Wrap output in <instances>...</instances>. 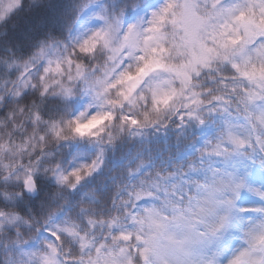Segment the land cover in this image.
<instances>
[{
	"label": "trees",
	"instance_id": "1",
	"mask_svg": "<svg viewBox=\"0 0 264 264\" xmlns=\"http://www.w3.org/2000/svg\"><path fill=\"white\" fill-rule=\"evenodd\" d=\"M157 1L0 0V264H47L50 256L57 264H145L149 215L164 221L165 235L205 192L218 197V178L264 176L263 145L253 141L249 154L231 157L227 142L237 126L256 128L264 111V31L196 64L178 16L186 7L191 26L215 25L223 0H166L156 17L149 11ZM90 23L99 39L83 38ZM137 24L159 40L138 42L133 58L113 57ZM112 72L119 82L104 85ZM133 74L139 81L126 85ZM169 78L157 95L156 85ZM94 104L114 109V117L81 137L74 117ZM29 178L36 197L24 191ZM146 196L155 203L133 215ZM215 234L218 242L221 231Z\"/></svg>",
	"mask_w": 264,
	"mask_h": 264
},
{
	"label": "rangeland",
	"instance_id": "2",
	"mask_svg": "<svg viewBox=\"0 0 264 264\" xmlns=\"http://www.w3.org/2000/svg\"><path fill=\"white\" fill-rule=\"evenodd\" d=\"M252 5L253 10L264 17V0H252ZM166 6V0H159L154 3L149 13L158 17L163 13ZM218 14L219 17L217 21L215 20V25L203 20L204 22L196 21L197 25L195 26L190 24L191 21L195 20L189 8L184 7L179 14L178 22L185 28L183 34V38H186L185 51L188 52L191 62L201 64L211 57L217 49L225 50L235 42H242L249 37H251L249 41H252L255 33L264 31V24H259L248 13L246 0L226 1L220 6ZM85 28L83 38L87 41L100 38L98 26L95 27L90 23V26L86 25ZM152 28L157 29L155 21ZM158 38L154 32L148 30L142 34L141 26L138 24L132 26L126 33L125 43L123 42L119 49L112 50L113 57L123 53L125 56L133 58L136 55L132 54L139 52L138 42L150 47L159 40ZM192 46H195V49ZM120 65L119 63L117 66ZM144 73L142 72L139 78ZM244 73L250 77L258 74L247 70ZM115 75L117 72L109 74L103 84L109 86L110 81L114 79L119 82L118 76L115 78ZM138 81L137 76L133 74L127 78L125 84L136 85ZM171 81L172 79L169 78L158 83L155 93L160 95L164 89L169 87ZM255 84L258 90L262 89L259 83L256 82ZM78 115L74 121L75 128L79 135L85 136L91 132L101 131L113 119L114 109L94 104ZM124 119L132 124L135 123V120L129 115H125ZM255 122L256 128L246 129V126H237L235 132L228 136L227 142L233 149L231 157L233 154H239L244 146L249 148L247 151L249 154L251 149L254 150L253 141L264 146V140L258 137L259 132L264 129V111L261 112ZM253 132L256 136L253 135ZM243 135L246 136V140L243 139ZM247 153L241 154V156L246 157ZM255 173L259 175L257 180L259 185L263 184L261 190L248 191L246 189L248 175L245 176L243 172L225 174L224 177L216 180L218 197H215L211 191L205 192L201 198L202 203L198 204L195 212L187 218L181 217L180 220L176 221V228L177 223L180 224L178 229H175V224L166 227L170 228V231L165 235H163L164 221L152 214L149 215L147 227L150 229V235L145 236L149 239V244L143 248V254L151 255L153 264H264V176L262 177L261 173ZM241 197H244L246 201L240 210L256 211L258 212L257 215L239 218L233 210L232 204L235 202L236 207V203ZM1 221L5 222L2 217L0 218ZM230 222L235 224V227L228 230L225 227ZM195 224H200L203 231L195 232ZM217 230L221 231L218 242L214 239ZM237 233L239 237L234 238ZM223 239L224 241H222ZM47 264L57 263L50 256Z\"/></svg>",
	"mask_w": 264,
	"mask_h": 264
},
{
	"label": "water",
	"instance_id": "3",
	"mask_svg": "<svg viewBox=\"0 0 264 264\" xmlns=\"http://www.w3.org/2000/svg\"><path fill=\"white\" fill-rule=\"evenodd\" d=\"M24 190L28 196L35 197L37 194L34 181L29 178L24 184Z\"/></svg>",
	"mask_w": 264,
	"mask_h": 264
}]
</instances>
